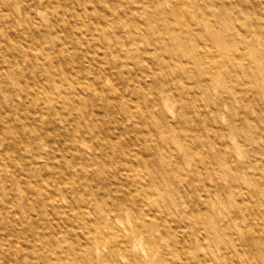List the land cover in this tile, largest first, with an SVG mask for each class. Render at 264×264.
Listing matches in <instances>:
<instances>
[{
  "label": "bare ground",
  "instance_id": "bare-ground-1",
  "mask_svg": "<svg viewBox=\"0 0 264 264\" xmlns=\"http://www.w3.org/2000/svg\"><path fill=\"white\" fill-rule=\"evenodd\" d=\"M0 264H264V0H0Z\"/></svg>",
  "mask_w": 264,
  "mask_h": 264
},
{
  "label": "rangeland",
  "instance_id": "rangeland-1",
  "mask_svg": "<svg viewBox=\"0 0 264 264\" xmlns=\"http://www.w3.org/2000/svg\"><path fill=\"white\" fill-rule=\"evenodd\" d=\"M62 40H64L67 44L70 45L71 41H72V37L68 34H65L64 32H62ZM133 68H137L136 64H132ZM111 82H113L114 86H116L119 90H122V92L131 95L133 98H135V94L132 93V91L130 90V88L120 82L117 79H113L111 80ZM78 102V103H77ZM75 103L79 104L81 103V109H83V111L86 113V118L87 120L91 121L92 115H91V111L89 108V105L87 103H89V98H82L79 101H75ZM124 102H120L117 105V109L122 112L124 114V118H123V122L124 124H132L133 120L128 117L125 114V109H124ZM19 113H21V119L24 120V122L26 124H41L43 126H49L50 124H58V126L61 128V133L60 132H54L53 133V137L51 140V145L57 149L58 151V143H66V136L71 135V133H73L74 130H77L78 126H81L77 120L78 118H76L77 120H73V117H75L73 114H70L66 111H61L57 114V116H59V119H61L60 121L58 120H54V116H50L48 117L45 113H42L41 111H38L35 109V107L31 104H28V106H25L23 108H20L19 110H17ZM229 112V107L228 106H223L222 107V113L218 116L216 121H212L209 120L207 121L206 124H214L217 127H222L223 129L227 130L229 124L231 122H229V116L228 113ZM247 112L249 117L253 118L255 116H257L258 114H260V109H258L255 106H248L247 108ZM108 112L106 110H104L103 108L99 107L96 108V116L97 118L101 119L102 122L101 124L96 125V127H92L91 130L89 131L91 133V136L93 137L92 140L96 139L98 136L97 134L99 133L98 130H101V132L103 131L100 127V125L102 126H107V125H111V126H115V125H119L117 124V122L113 119H111L110 117H108ZM6 115V119H7V124H18V119L16 118V115L14 112H5ZM232 118L234 119V123L240 125V120H239V114L238 113H233L232 114ZM72 120V121H71ZM65 125V126H64ZM49 130V129H48ZM112 131H114L113 129H110ZM4 132V131H3ZM105 133L110 134L109 130L104 131ZM76 134H78V132H74ZM102 134V133H100ZM62 135H65V137H63ZM99 135V134H98ZM212 138H209L207 136L204 137V142L205 143H209L211 141ZM209 141V142H208ZM88 142H90V140H88ZM197 147H200L199 142L196 143ZM93 145H91L88 148L89 152L95 151L94 150ZM212 149V148H211ZM252 208H249V210L246 212V216L248 217L251 213ZM254 221L256 223H260L262 222L261 218H255Z\"/></svg>",
  "mask_w": 264,
  "mask_h": 264
}]
</instances>
